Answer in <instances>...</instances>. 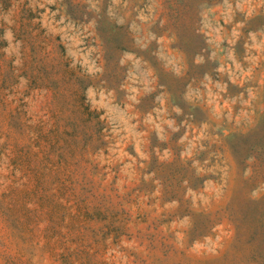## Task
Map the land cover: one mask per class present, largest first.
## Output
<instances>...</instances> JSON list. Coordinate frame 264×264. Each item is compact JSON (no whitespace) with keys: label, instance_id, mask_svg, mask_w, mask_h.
<instances>
[{"label":"rangeland","instance_id":"obj_1","mask_svg":"<svg viewBox=\"0 0 264 264\" xmlns=\"http://www.w3.org/2000/svg\"><path fill=\"white\" fill-rule=\"evenodd\" d=\"M0 264H264V0H0Z\"/></svg>","mask_w":264,"mask_h":264}]
</instances>
